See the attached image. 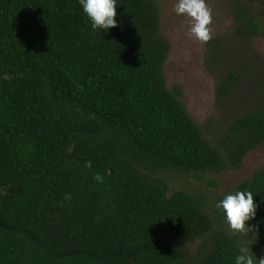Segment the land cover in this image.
<instances>
[{
    "label": "trees",
    "instance_id": "trees-1",
    "mask_svg": "<svg viewBox=\"0 0 264 264\" xmlns=\"http://www.w3.org/2000/svg\"><path fill=\"white\" fill-rule=\"evenodd\" d=\"M248 2L233 1L238 37L259 32ZM115 10L104 32L79 0H0V264H235L238 234L212 229L204 196L161 175L239 168L264 145V97L215 148L166 85L157 0ZM237 191L259 205L264 251V167Z\"/></svg>",
    "mask_w": 264,
    "mask_h": 264
},
{
    "label": "rangeland",
    "instance_id": "rangeland-1",
    "mask_svg": "<svg viewBox=\"0 0 264 264\" xmlns=\"http://www.w3.org/2000/svg\"><path fill=\"white\" fill-rule=\"evenodd\" d=\"M233 1L205 0L212 11V39L200 42L190 33L192 24L187 14H177L179 0H157L160 8L159 31L170 43L163 73L168 88L180 89V101L215 148L227 124L237 113L256 108L264 97V0H248L251 13L259 23V32L248 37L234 34ZM213 45L218 54L210 52ZM232 73L233 76L230 74ZM231 75V77H230ZM230 78V79H229ZM227 83L229 93L218 96V87ZM264 167V145L248 152L239 168L220 172L161 175L169 190L185 189L206 199L204 211L212 229L234 232L224 215L215 210V201L222 195L234 194L240 182ZM252 225V220L245 222ZM242 247L257 259L264 251L255 233H237ZM199 239L190 243L186 253L192 254Z\"/></svg>",
    "mask_w": 264,
    "mask_h": 264
},
{
    "label": "clouds",
    "instance_id": "clouds-1",
    "mask_svg": "<svg viewBox=\"0 0 264 264\" xmlns=\"http://www.w3.org/2000/svg\"><path fill=\"white\" fill-rule=\"evenodd\" d=\"M84 13L91 21L93 31L100 30L107 32L108 29L118 27L115 17L117 16V0H79ZM177 14H187L192 24L190 33L197 40L203 43L210 41L212 30L209 27L212 23V11L206 5L205 0H179L175 6ZM91 161H87L85 167H91ZM94 179L103 182V177L97 174ZM254 194L251 191H236L234 194H228L216 205L226 214V220L234 232L248 235L255 233L258 228L248 225L245 222L255 219L256 210L259 205L253 202ZM66 194L65 199H70ZM235 264H264V257L257 259L249 247H242L240 254L235 258Z\"/></svg>",
    "mask_w": 264,
    "mask_h": 264
}]
</instances>
